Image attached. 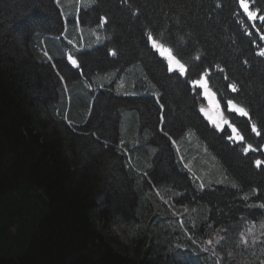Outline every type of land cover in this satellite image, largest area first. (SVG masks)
<instances>
[{"label": "trees", "instance_id": "1", "mask_svg": "<svg viewBox=\"0 0 264 264\" xmlns=\"http://www.w3.org/2000/svg\"><path fill=\"white\" fill-rule=\"evenodd\" d=\"M250 8L264 15V0ZM78 19L102 27L101 47L67 43L56 0H0V264H264V22L238 0H93ZM204 72L249 112H227L243 141L200 112L190 81ZM110 74L136 94L97 77ZM124 111L141 145L123 140ZM190 130L235 186L195 187L172 143Z\"/></svg>", "mask_w": 264, "mask_h": 264}, {"label": "rangeland", "instance_id": "2", "mask_svg": "<svg viewBox=\"0 0 264 264\" xmlns=\"http://www.w3.org/2000/svg\"><path fill=\"white\" fill-rule=\"evenodd\" d=\"M56 3L62 13V17L66 24V31L64 33V38L68 44L72 45V47L74 48L82 49L84 51H89L95 47H99L104 44L105 38L103 33L100 31L102 27L98 26L96 28L89 29L83 27L78 19L81 10L89 9L93 5V0H83V2H81V0H56ZM85 4H87L88 6L85 7L84 6ZM251 10L252 9H250V11ZM251 21L254 22L253 20ZM69 41H71V43H69ZM69 56L72 57V55L70 54L68 55V57ZM72 58L76 60V58L74 57ZM97 77L102 82H105L104 85L107 84L108 82L114 81L115 84H117L116 94L119 96H131L136 94L135 91H133V85L131 83L129 84L128 82L129 79L127 77H121L118 80L116 77H113L112 74H110L108 77H105V75L97 76ZM196 91H199L200 94L202 95L203 92L202 89H198ZM202 98L204 99V101H201L200 108L205 107L207 109L208 102L203 95ZM217 99L219 98L217 97ZM220 102L222 109H224L226 106H224L221 100ZM227 112L229 111L226 110L224 111V116L231 123L230 117L227 114ZM229 113H234V112H229ZM203 116L205 117L204 114ZM207 121L209 122L208 119ZM210 124L212 125L213 128H215V126L212 123ZM226 127L228 126L225 125L224 129ZM121 135L124 141L129 140L131 143L141 145L140 142L137 139H135L138 137L139 131H138V119L134 111L123 112ZM172 143L178 159L190 172V175L193 179V183L197 189L203 190L208 187L213 188L214 186H230V187L235 186V183L224 172L219 160L208 149L207 145L203 144L199 140V138L197 137L194 131L192 130L188 131L182 139L172 140ZM138 152L140 153V150H138Z\"/></svg>", "mask_w": 264, "mask_h": 264}, {"label": "snow or ice", "instance_id": "3", "mask_svg": "<svg viewBox=\"0 0 264 264\" xmlns=\"http://www.w3.org/2000/svg\"><path fill=\"white\" fill-rule=\"evenodd\" d=\"M81 2H83V0H81ZM238 3L243 12L247 14L249 20L255 21L256 19H259L261 22H264V15H258V10L250 11V4L253 3V0H238ZM84 6L87 7L88 5L85 4ZM106 22V18H101V26H103V24ZM146 35L147 40L151 43V48L154 49L159 54V56L167 62L168 72L177 73L179 76H186L189 71L188 65H186L182 59L178 58V55L174 53L173 48L166 45L164 42H162V40L154 38L151 31H149ZM69 43H71V41H69ZM112 55H116V53L112 52ZM258 55L264 57V49H262ZM68 59L72 65L76 66L77 68L79 67L77 61L71 56H69ZM196 59L198 60L200 57L197 56ZM219 70L223 72L222 68ZM209 76L210 74L208 72H204L199 78L190 81L194 90H203L202 95L208 102L207 109L205 107L200 108L201 113L205 115V117L215 126V128L221 131H223L224 126L227 125L228 128L231 129V135L228 136L229 140L243 141V135H241L238 129L232 123H230L228 119L225 118L224 111L226 110L229 112L238 113L242 117H249V112L245 109V107L234 103L231 99L226 102V107L222 109L221 102L219 99H217V93L209 86ZM224 78L227 79L226 76ZM61 79H63V77H61ZM227 87L231 89L232 92L237 91V85L235 83H230L227 85ZM252 131L257 135L260 134L255 124L252 125ZM165 135H167V133H165ZM251 149L252 146L249 144L244 148V151L247 153ZM255 163L257 167H260L262 162L260 160H256ZM261 207H264V205H261ZM209 243H212V241H209Z\"/></svg>", "mask_w": 264, "mask_h": 264}]
</instances>
